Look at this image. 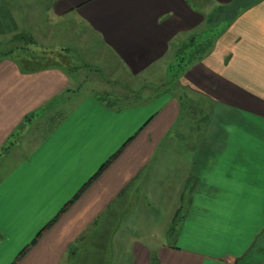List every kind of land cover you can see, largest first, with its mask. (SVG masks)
<instances>
[{
	"label": "crops",
	"instance_id": "1",
	"mask_svg": "<svg viewBox=\"0 0 264 264\" xmlns=\"http://www.w3.org/2000/svg\"><path fill=\"white\" fill-rule=\"evenodd\" d=\"M234 1L0 0V36L27 34L53 53L44 41L76 26L135 77ZM235 14L176 78L203 102L197 118L183 89L145 84L134 100L130 90L103 99L101 85L75 90L73 35L62 62L0 54L1 165L29 138L0 175V264H264V0H243ZM154 193L177 195L173 243L118 231L132 209H147L138 225L153 223Z\"/></svg>",
	"mask_w": 264,
	"mask_h": 264
},
{
	"label": "rangeland",
	"instance_id": "2",
	"mask_svg": "<svg viewBox=\"0 0 264 264\" xmlns=\"http://www.w3.org/2000/svg\"><path fill=\"white\" fill-rule=\"evenodd\" d=\"M44 1V0H43ZM236 5L230 6V7H224L221 11L215 10L213 12V17L210 21V28H213L215 25L218 27H223L225 24L229 23L227 26H229L233 21H230L235 9L237 8ZM44 8H42L43 11ZM83 27V26H82ZM83 29H85L83 27ZM224 29V28H223ZM70 38L72 35L73 37L70 40V38H62V37H55L54 39H49L44 41V43L52 44L54 47L53 53H49L52 48H49L47 46L39 45L38 43L34 42L32 44V40L30 41L29 35L27 34H16L12 37H1L0 36V54L2 52H12L17 51L18 52H24L27 55L31 56H39V63H50L52 60H58L60 62L64 61L65 57L62 56L61 48L64 46H68V43H72V49L71 51H67L68 57L65 60L66 63L72 67L77 68V73L75 74L78 77V86L75 88V90H79L84 94V92H96V88L100 87L101 85L104 89V91L100 92V97L103 99H112L114 98L112 95H118L119 92L128 93L127 91H133L132 93L135 95H129L126 97V100H134L139 97L138 93H140L142 90L141 88L144 87L146 84L148 87H152L154 90H158L159 93L165 94V91H171L174 94L178 93V90L183 89L185 92H183L184 95V109H189L190 115L192 114V118H197L201 113L198 110V105H203L202 101H199V96L197 98L194 97L196 93L189 92V89L186 87H182L179 84L178 79L169 80L171 79L172 72L169 70V66L172 62H174V52L179 48L183 43H180L178 46L174 47V52L170 53V56L166 57V59L169 60L168 63H165L164 60L158 61V64H153L152 67H149L144 72H142L139 76L131 77L126 72L119 70L117 67V63L115 62L114 56L108 49H103V47L99 46L96 38L92 35V33H88L89 36L86 35V32L82 30L81 28H76V26H73L71 28ZM75 33V35H74ZM82 38V40H78V37ZM203 34H196L195 39L197 38V41H205V38L201 36ZM89 37V38H88ZM217 37V36H216ZM216 37L213 39L215 40ZM189 38H186V40ZM209 39V38H208ZM67 40L69 42H67ZM185 40V41H186ZM206 42V41H205ZM201 43V42H200ZM70 44V43H69ZM56 47V48H55ZM58 50V51H57ZM185 50H188L185 48ZM62 54V55H60ZM51 56V57H50ZM41 57H43L41 59ZM163 61V63H162ZM66 65V66H68ZM120 68V67H119ZM73 71V69H72ZM179 76V75H178ZM177 76V77H178ZM164 82V84H163ZM98 85V86H96ZM126 87V88H124ZM147 87V88H148ZM157 87V88H156ZM122 88V89H121ZM127 89V90H126ZM152 89V90H153ZM151 90V89H150ZM149 90H145L144 92H147ZM98 92V91H97ZM143 92V91H142ZM129 94V93H128ZM76 99L71 100V103L73 104L75 101L78 100V97H75ZM121 98V97H120ZM75 104V103H74ZM50 112L47 114V122L48 120H51L55 113ZM41 121V120H40ZM39 126L41 122L37 123ZM35 124V125H37ZM44 128V127H43ZM43 128H41V134L43 132ZM37 131V129H36ZM29 138L24 139V143L22 144V148L19 149V151L15 154L8 155L3 159V164L0 163V175L3 173L4 170H6L7 166L13 164L15 161L18 160V158H21L22 155H25L28 150L29 146ZM158 193H154V196L150 198L151 204L154 206V208L151 210L153 212V223L148 222V225L143 222L141 224H137V218H143L144 221L147 220L146 213L147 209H145L144 215L139 213V209H132V212L130 214L125 215L122 219H120L119 222V228L118 231H131L134 232L137 231V229L140 230L141 233L146 234L147 232H151L155 237H153V241L156 242V240H162L166 241L167 243H170V233L169 230L172 227V223L170 224V212L173 210L172 205L176 201L177 195L174 193L171 194V197L169 198V202H166L164 199L159 200L158 199ZM136 210L138 212H136ZM142 210V209H141ZM136 212V213H135ZM137 213H139L137 215ZM149 213V211H148ZM150 220V219H149ZM134 222V223H133ZM136 222V223H135ZM175 226V224H173ZM110 235V233H108ZM160 238V239H159ZM151 241V242H153Z\"/></svg>",
	"mask_w": 264,
	"mask_h": 264
},
{
	"label": "trees",
	"instance_id": "3",
	"mask_svg": "<svg viewBox=\"0 0 264 264\" xmlns=\"http://www.w3.org/2000/svg\"><path fill=\"white\" fill-rule=\"evenodd\" d=\"M236 3H240L237 4V8L235 9V12L238 10V8H241L243 0H235L234 2H232L230 5H217L215 7L214 10H212L206 17V21H205V28H202L200 31H198L197 33H194L192 35H190L186 41L184 40L182 43V45L177 48V50L175 51L174 54V62H172L169 65V70H171L172 72V76L171 80H174L177 78V76L183 71L185 70L191 63H193L195 60H198L200 58H202V56L206 53V51L211 47V45L213 44V39L223 30V28H225L229 23L225 24L222 28L218 27V26H214L213 28H210L208 26H210V21L213 17V12L215 10L217 11H221L224 7H230L233 5H236ZM233 14L232 18L230 21H232L234 19V17L236 16V14ZM203 34L201 36H203V38H205V41H197V38L195 39V35L196 34ZM209 38V39H208ZM201 42V43H200ZM188 49V50H185ZM110 159H107L102 166L98 169V171H96L95 174H97L108 162ZM179 212V211H178ZM173 231H174V226H173V222H172V227L169 230L170 233V243H173ZM172 238V239H171ZM35 240V239H34Z\"/></svg>",
	"mask_w": 264,
	"mask_h": 264
}]
</instances>
